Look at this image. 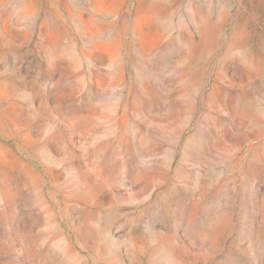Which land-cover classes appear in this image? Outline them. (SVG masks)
<instances>
[{"label": "rangeland", "instance_id": "rangeland-1", "mask_svg": "<svg viewBox=\"0 0 264 264\" xmlns=\"http://www.w3.org/2000/svg\"><path fill=\"white\" fill-rule=\"evenodd\" d=\"M263 50L264 0H0V264H264Z\"/></svg>", "mask_w": 264, "mask_h": 264}, {"label": "bare ground", "instance_id": "bare-ground-1", "mask_svg": "<svg viewBox=\"0 0 264 264\" xmlns=\"http://www.w3.org/2000/svg\"><path fill=\"white\" fill-rule=\"evenodd\" d=\"M263 52H264V50H263ZM254 58H255L258 62H260V60H259V56H258V55H255Z\"/></svg>", "mask_w": 264, "mask_h": 264}]
</instances>
